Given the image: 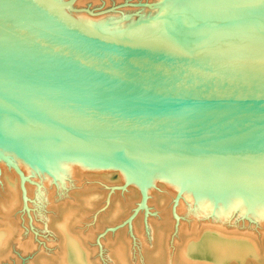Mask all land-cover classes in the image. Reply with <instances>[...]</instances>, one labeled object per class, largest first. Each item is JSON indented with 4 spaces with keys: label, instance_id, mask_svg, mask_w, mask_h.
I'll list each match as a JSON object with an SVG mask.
<instances>
[{
    "label": "water",
    "instance_id": "1",
    "mask_svg": "<svg viewBox=\"0 0 264 264\" xmlns=\"http://www.w3.org/2000/svg\"><path fill=\"white\" fill-rule=\"evenodd\" d=\"M1 141L264 201V0H0Z\"/></svg>",
    "mask_w": 264,
    "mask_h": 264
},
{
    "label": "bare ground",
    "instance_id": "2",
    "mask_svg": "<svg viewBox=\"0 0 264 264\" xmlns=\"http://www.w3.org/2000/svg\"><path fill=\"white\" fill-rule=\"evenodd\" d=\"M0 152L13 163L12 166L0 159V257H2V254H4L5 250L7 252L13 240L15 241L14 244L22 251L21 253L28 251L30 246L34 244H32L30 235L26 236V240L21 238L22 228L20 220L22 218L19 214H16L21 197H31L35 189L31 187L33 186L30 184L33 181L31 179L35 177L34 180L38 178L43 183L41 188H36L38 192L33 193L34 198L37 196V200L36 198L35 200L43 205L40 204V208L51 209L52 204L55 202L52 200L55 198L52 196L54 191L52 185L57 189L60 186L61 188L73 187L77 181L79 183L78 178L83 177L86 171L52 167L27 151L22 156L18 155L7 142H0ZM46 168L50 169L55 178L54 181L52 180L53 183L51 182L52 185L49 184L52 177H49L48 174L47 176L45 173L41 174V171H43L41 169ZM24 175L26 177L29 175L32 177L33 175L34 177L30 179L29 183V177L26 179ZM84 178L86 179L87 177L84 176ZM120 178L139 187V179ZM24 179L27 181L25 180L24 182ZM155 183L154 181L143 180L145 192L150 197L152 196L153 187L157 184ZM165 184V196L162 195L161 197V201L165 203L160 207L162 210L156 212L155 217L153 215L147 217L146 214L147 218L143 217V215L144 219L141 220V213L131 221L132 223L129 227L133 231H131L132 235L133 233L136 234L134 236L138 235L137 237L133 236L134 241H132L133 238L130 239L129 236L122 232L125 229L122 231H120L121 229L116 230L114 236L111 237L109 234V236L105 235L102 239L97 238L100 248L107 247L109 242L112 245L109 252L106 250L108 255H105V257L107 256L106 259L108 261H105H110V264H129L130 260L133 261L131 258L134 252L138 251L141 254L145 251V247L153 244L155 245L152 248L154 249L152 253L154 255L153 259L154 263L156 262L157 264H264V201L235 193ZM172 190L177 192L178 196H176L175 201L173 200L174 202H168L174 196L172 195ZM54 193L57 194L56 190ZM92 193H90L91 196H93ZM240 197L242 201L239 200L241 199ZM85 198V202L83 201L84 203L82 205L80 203L78 206L63 203L61 213H59L58 219L54 221L55 226L53 228L58 235L57 237H59V247L57 245L59 249L57 248L58 251L49 258L39 257L40 264H94L95 261H92L90 256L96 250L91 247L94 245V240L96 241V232L100 230L99 228H101L103 223L107 221L114 223L120 220L121 215L124 214L122 213L124 204L117 202L113 207L111 216H109L110 214L107 215V212H104L106 214L98 213L100 219L97 218V224L95 222L93 226H87L86 229L84 227L85 230L81 229L83 230L81 232V230L76 231L74 228H76L75 225H77V228L79 225L82 227L83 222L85 223L86 217L84 214L86 211L82 212L86 209H82L83 211L80 209L81 212L79 208L84 204L85 207L86 205L93 206L96 204H93L89 195ZM30 200L32 201V199ZM32 202L38 204L35 201ZM57 207L59 206L56 205ZM56 208L54 207V209ZM44 213L38 211L33 218L38 217V219H41L40 221L43 220L44 224H46L48 216ZM29 216L28 218H31V221L34 222L32 215L29 214ZM23 220L26 221V219ZM81 227L79 226V228ZM131 241L135 243V247ZM150 253L151 250L149 251ZM195 253L198 254L195 255ZM189 255L197 256L202 260L191 259ZM97 262L99 261L97 260Z\"/></svg>",
    "mask_w": 264,
    "mask_h": 264
},
{
    "label": "rangeland",
    "instance_id": "3",
    "mask_svg": "<svg viewBox=\"0 0 264 264\" xmlns=\"http://www.w3.org/2000/svg\"><path fill=\"white\" fill-rule=\"evenodd\" d=\"M41 170H43L45 172H43ZM41 170H40L41 174L45 173L46 175L48 174L49 177L53 178V179L50 178L51 181L49 183V184L52 185V183L55 180V178L52 175V172H50V169L46 168V169H41ZM24 176L26 177V175H24ZM24 176H23V178H25ZM84 176L87 177V178L85 179ZM84 176L80 177L82 179V181H81L80 178H78L79 179V183L77 181L76 184L73 185V187H71V186L69 187L68 186V187H65V188H63V187L61 188V186H60V188L57 189L56 187H54L52 185V188L54 189L52 196L55 197L52 200H54L55 202H54V204H52L51 209H47L45 207H43V209L40 208L42 204L38 203L36 201L37 200V196H35V198H36V200H35L33 193L38 192L39 187L41 188L42 187L41 185L43 183L40 181V179L38 180V178L36 180H34L35 177L33 175H32V177H31V175L28 176L29 177V183H30V179L34 177L33 179H31L33 181L30 183L33 186H31V185L30 186L35 188L34 189L35 191L33 190V193L31 194V197H28V196L21 197V202H20L21 206L20 205L18 206V208L16 210V214H19V216L22 218L20 220V226L22 228L21 229L22 230L21 231L22 234L20 235L21 238H23V240H26V238L30 235L31 238H32L31 239L32 240V244L33 243L34 244L30 246V249L28 250L29 252L25 251L24 253H21L22 251L18 248V246L16 244H14L15 241L13 240L11 242L12 245L10 244V246L8 247V250H7V252H10V253L7 254V252L5 250L4 254H2V255L3 256L5 254H7V255H5V257L2 256L4 259L2 257H0V264H28V263L29 264H38L39 263L40 264L39 259L41 257L49 258L50 256H52V254L57 252L58 249H59L58 248L59 247V239H58L59 237H57L58 235L56 234V232L54 231L53 228L55 226V222L54 221H56L58 219L59 213H61V209H62L63 203H68V204H70L72 206H78V205H80V203L82 205L85 202V200H86L85 197H88V195H89L90 198H92L91 200L93 201V204L94 203H96V204L93 205V206L86 205V207H85V204H84L81 208H79V210L80 209L84 210V208L86 209L84 211L82 210L83 212L80 210L82 213H84L86 211V213L84 214L85 217H86L85 218L86 221L84 220L85 223L83 222V226L82 227H81V225H79L81 228H79V226L77 228V225H75L77 229L76 228H74V229L76 231L81 230V229L85 230L87 228V226H93L95 222L97 224V221H98L97 218L100 219L98 213L99 214H103L104 212H107V215L110 214L109 216H111L112 211L114 209L113 207H114V205L117 202L124 204V205L122 204L123 205V207H122V211L123 212L122 213H124V214L121 215L120 220H118L117 222H114V223L113 222L111 223L109 221L103 223V225H102L103 227L101 226V228H99L100 230L98 229L99 231L96 232L97 235L95 237L96 241L94 240V242H93L94 245L91 246V247H94L96 249L94 251V253L91 254V256H90L92 261L97 262V260H98L99 262H97V263H99V264H101V263L102 264H108V263L110 264V261L107 262L108 259H106L107 256L105 257V255H108L107 253L109 252L110 246H112V245L109 242L108 243L109 247L107 245V247H104L106 249H104L103 247L100 248V246L98 245V239L104 238L105 235L109 236V234H110V237L114 236V234H115L114 232L116 230H120L121 229L120 231H122V230L125 229L122 232L126 236H129L130 239L133 238L132 241H134V237H137L138 235L134 236V235H136L134 233L132 235L133 231L130 230L131 228L129 227L130 224L132 223L131 221H133L134 218H137V215L141 214V213H142V215H140L141 220L144 219L143 217L147 218V217H149L151 215H153L155 217L156 216V212L161 211L162 209L160 207H162V205L165 204V203H163L161 201L162 195L165 196V189H166V186H165L166 184L165 183L162 184L161 182H156L157 184L155 183L156 185L153 187L152 192H151L152 196L150 197L149 195H147L146 192H145V195L142 193V190H141L140 186L137 187L134 184H132L131 182L124 181V180H122L120 178V176L99 174V173H93V172H87V173L85 172ZM28 177H26V179H28ZM26 179H24V182H25ZM36 181H37L38 184L35 183ZM39 183H41V184H39ZM36 184H37V186H35ZM38 185H40V186H38ZM37 187H38V189H36ZM55 190H56L57 194L54 193ZM62 190H64V191H62ZM153 190H154V192H153ZM172 191H173L172 195H174L173 198L174 197L175 198L173 199L171 197L170 200H168V202H174L175 199H176V196H178L177 192H174V190H172ZM90 193H92L93 196H91ZM54 194H55V196H54ZM151 198L153 199V201H152ZM30 199H32V201H35V203L37 202L39 205L40 204L41 205L39 206L38 204H34V202H32ZM147 199H149L148 200L149 202L147 201ZM239 200L242 201V198L239 199ZM56 205L59 206V207L56 208ZM54 207L56 209H54ZM41 209H42V211H41ZM35 210H36V213H38V211L42 212V213L45 212L44 214H46V216H48V222L47 223H49L50 221L51 222L49 224L46 223L47 224L46 225V224H44L45 222H43V220L40 221L41 219H38V217L37 218H33L36 215ZM141 211H143V212H141ZM29 214L32 215V218H33L32 220H34V222L31 221V218H28ZM104 214H106V213H104ZM146 214H147V217H146ZM97 215H98V217H97ZM108 218H107V220H109ZM23 219H26V221L23 220ZM32 222H33V224H32ZM43 227H45V228H43ZM84 227H85V229H84ZM83 230H81V232ZM139 234H141V233H139ZM132 243L134 244V247H135V243L134 242H132ZM57 245H58V247H57ZM39 246H40V248H39ZM145 246H147V245H145ZM154 246L155 245H153V244L152 245L149 244L147 247H145L146 248V249H144L145 251L142 252L141 254L138 251L134 252L133 253L134 255L131 258V259H133V261L130 260L129 262L131 264H134V263L135 264H141V262H142V264H147V263L148 264H155L156 262L154 263V259H153L154 255L152 254L154 252V249H152V248H154ZM150 250H151V253L149 254ZM191 253H193V251H191ZM197 254L198 253H195V255H197ZM103 256H104L105 259L103 258ZM138 258H139V260H138ZM189 258L202 260V259H199L197 256L194 257L193 255H189ZM1 259H3L4 261L2 260L3 261L2 262ZM105 260H107V261H105ZM95 262H94V264H95ZM229 264H233V263H229ZM259 264H261V263H259Z\"/></svg>",
    "mask_w": 264,
    "mask_h": 264
}]
</instances>
